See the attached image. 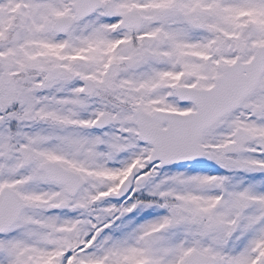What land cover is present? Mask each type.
I'll return each mask as SVG.
<instances>
[{
	"label": "snow or ice",
	"instance_id": "1",
	"mask_svg": "<svg viewBox=\"0 0 264 264\" xmlns=\"http://www.w3.org/2000/svg\"><path fill=\"white\" fill-rule=\"evenodd\" d=\"M0 264H264V0H0Z\"/></svg>",
	"mask_w": 264,
	"mask_h": 264
}]
</instances>
